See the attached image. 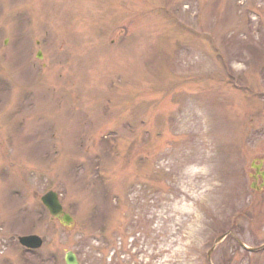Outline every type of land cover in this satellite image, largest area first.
I'll return each mask as SVG.
<instances>
[{"label": "rangeland", "instance_id": "rangeland-1", "mask_svg": "<svg viewBox=\"0 0 264 264\" xmlns=\"http://www.w3.org/2000/svg\"><path fill=\"white\" fill-rule=\"evenodd\" d=\"M260 162L264 0H0V264H264Z\"/></svg>", "mask_w": 264, "mask_h": 264}, {"label": "water", "instance_id": "water-1", "mask_svg": "<svg viewBox=\"0 0 264 264\" xmlns=\"http://www.w3.org/2000/svg\"><path fill=\"white\" fill-rule=\"evenodd\" d=\"M38 58L41 57V53L39 52L37 55ZM256 170V173H259V169L262 167L260 163L258 166H251ZM262 178L261 186L264 187V172L259 173ZM40 201L47 208L49 214L52 217L60 219L65 225H69L72 222V218L63 212L62 206L59 203L58 196L53 191L46 192L41 198ZM19 243L22 246L27 248H39L42 244V240L37 236H24L18 239ZM64 261L66 264H79L76 256L72 252H67L64 257Z\"/></svg>", "mask_w": 264, "mask_h": 264}, {"label": "clouds", "instance_id": "clouds-1", "mask_svg": "<svg viewBox=\"0 0 264 264\" xmlns=\"http://www.w3.org/2000/svg\"><path fill=\"white\" fill-rule=\"evenodd\" d=\"M186 172L191 175H196L198 173L204 174L206 173V169L202 167L191 166L189 169L186 170Z\"/></svg>", "mask_w": 264, "mask_h": 264}, {"label": "flooded vegetation", "instance_id": "flooded-vegetation-1", "mask_svg": "<svg viewBox=\"0 0 264 264\" xmlns=\"http://www.w3.org/2000/svg\"><path fill=\"white\" fill-rule=\"evenodd\" d=\"M262 170H263V169H262ZM254 175L256 176V179L253 178ZM251 179H252V181H253L254 183H256V185L259 184V182H261V177H260L259 175L256 174V171H253Z\"/></svg>", "mask_w": 264, "mask_h": 264}]
</instances>
